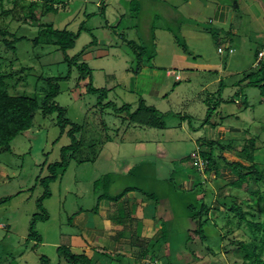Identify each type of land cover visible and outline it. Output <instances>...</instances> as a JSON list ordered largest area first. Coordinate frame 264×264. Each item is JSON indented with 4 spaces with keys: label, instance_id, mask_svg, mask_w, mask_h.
Returning <instances> with one entry per match:
<instances>
[{
    "label": "rangeland",
    "instance_id": "rangeland-1",
    "mask_svg": "<svg viewBox=\"0 0 264 264\" xmlns=\"http://www.w3.org/2000/svg\"><path fill=\"white\" fill-rule=\"evenodd\" d=\"M27 2L0 0V29L10 32L0 36V76L11 74L5 80L11 94L41 100L47 92L45 80L69 75L67 81L59 82L55 102L67 109L65 119L81 128L76 137L82 140L65 173L50 184V196L43 203H36L44 191L40 184L35 186L36 177L41 170L46 175L49 165L61 161V150L71 142L69 126L62 131L52 117L37 115L34 126L11 141L10 152L0 155V200L4 201L0 202V264H39L41 256L48 264L64 263L58 248H73L74 239L69 240L72 231L64 225L63 216L79 208L92 209L93 182L106 179L110 181L105 185L107 195L112 197L135 188L132 202L121 205L120 219L128 212L142 218L146 204L155 206L160 224L155 235H145L146 228L144 233L134 228V236L125 242L134 247L131 264H243L238 242L253 247L259 239H248L246 221L233 214L231 207L241 205L246 220L264 223V183L251 181L220 196L218 188L224 181L215 171L206 173L201 158L193 161L192 157L200 146L208 148V137L213 138L218 130V138L212 140L223 147L229 141L227 137L222 140L223 130L232 126L240 129L239 139L232 141L234 152L223 150L222 154L230 161L238 160L242 136H255L253 159L241 162L264 171V100L257 87L238 86L245 73L260 59L264 61V0H70L72 6L66 12L61 4L56 5L58 13L43 20L72 32L84 21L97 43L81 56L80 63L92 69L93 87L107 91L101 104L112 102L118 111L131 106L120 113L97 106V95L86 93L76 68L68 73L55 47H32L40 22L30 18L38 16L36 6H43L44 0L29 1L35 7ZM218 7L227 8L226 23L216 21ZM14 33L27 38L14 46L17 52L3 43ZM91 41L82 31L76 50ZM141 52L152 58L138 59L136 53ZM166 70V75L183 71L184 79L180 86L172 84L173 91L172 86L164 87L163 97L156 98L150 93ZM216 76L219 82H213ZM240 96L241 105L231 101L234 97L238 102L235 97ZM220 124L223 127L218 129ZM188 134L201 137L198 145L187 139ZM255 190L260 191L258 197L252 196ZM134 199H141L142 204L133 206ZM214 203L227 214H212ZM254 207L260 213L253 212ZM205 216L204 238L195 236L197 221ZM30 229L41 244L28 239ZM260 237L264 238V231ZM150 238L152 243L147 245ZM109 245L108 239L98 238L94 247L110 257ZM112 261L115 264L116 258Z\"/></svg>",
    "mask_w": 264,
    "mask_h": 264
},
{
    "label": "trees",
    "instance_id": "trees-1",
    "mask_svg": "<svg viewBox=\"0 0 264 264\" xmlns=\"http://www.w3.org/2000/svg\"><path fill=\"white\" fill-rule=\"evenodd\" d=\"M27 4L31 7H35L33 2H29ZM66 2V3H65ZM58 4H61L63 7V11H69V7L72 6L70 0H44L43 6L36 8L38 9V16L35 14L31 15V20L40 22V25L36 27L34 38L31 39L32 47H39L41 50L42 45H50L56 48L62 56V61L67 64L68 66V73L71 72L72 68H76L79 73L78 81L84 82V88L86 93L91 95H97V106L101 109H113L115 113H117V108L114 103L107 102L106 104H101L103 99L107 95V91L104 89H97L93 87L92 84V69L88 67V64L82 62L80 63L81 56L92 46L96 45V38L90 32V30L86 29L84 26V21L79 25V28L76 32H72L67 28H56L51 21L43 20L45 17H53L58 13ZM102 4V2L100 3ZM11 13V11H4V14L7 15ZM42 13V14H41ZM91 15H88L86 18L89 20ZM134 19V18H131ZM25 25V24H23ZM24 27V26H23ZM130 29V26L127 27ZM82 31H86L92 38L90 43H87L82 48L76 50L75 42L80 36ZM5 29H0V36L5 37V35L9 34ZM12 39L10 41L4 39L3 43L16 51L14 47L16 44L23 40H27L25 36L17 37V34H10ZM17 37V38H16ZM138 48V47H137ZM141 49V48H139ZM142 50V49H141ZM186 50V49H185ZM184 50V51H185ZM264 50V49H262ZM259 54V52H258ZM136 57L140 60L145 59L149 61L152 56L144 55L141 53H136ZM146 57V58H145ZM37 58V57H36ZM257 66H254L251 71L245 73L243 75L242 80L238 82V86L244 84L245 87H257L260 89V97L264 100V61L260 59ZM28 69V68H26ZM11 74L9 75H2L0 76V155L4 152H10V143L13 141L17 136L23 134L24 132L28 131L34 126V121L37 115H40L42 118L52 117V120H55L56 125L61 128L62 131L69 126V131L67 132L68 137L71 139L69 146H66L61 150V161L51 164L47 167V174L42 175V170L40 174L36 177V185H41L43 194L37 199V202H42L50 196V184L55 182L60 176H62L67 167L69 162L74 159L76 151L79 149V145L81 144L82 137L77 138L76 135L79 133L81 128L69 122V120L65 119V115L67 112L66 108L60 107L56 104L55 98L60 92L59 82L60 81H67L68 76L66 77H55L45 80L47 85V92L42 96L41 100H38L35 96H27V95H19V94H11L7 89L5 80L10 78ZM241 97V96H240ZM243 101V97H241ZM234 97L231 101L234 102ZM245 100V99H244ZM41 101V102H40ZM241 101L237 103V105H241ZM246 101V100H245ZM144 102H141L139 105L143 107ZM130 105L121 106L120 113L122 110L127 109L130 110ZM139 108H137L138 110ZM144 109H152V107H145ZM156 111V110H154ZM168 113V112H167ZM165 113V115L167 114ZM130 115V114H129ZM231 116V115H230ZM163 120L160 121L159 126L160 128L163 127ZM135 122V121H134ZM137 123V122H136ZM140 125V123H138ZM245 132V131H244ZM243 132V133H244ZM240 134V133H238ZM237 134V135H238ZM245 134V133H244ZM246 135V134H245ZM229 138V137H228ZM227 138V139H228ZM239 139L238 136L229 138V141L224 144L223 147L220 148L218 142L216 140H210V142L206 145L205 150H203L200 146V152L195 153L193 155V161L197 158H201L205 162V172L210 173L211 171H215L214 175H217L219 179L224 181V185L222 187L217 188L219 189L220 196L226 197L230 193V189L233 187L241 188L243 185L248 186L249 183L252 181L254 183H264V171L258 168L256 164H251L250 166H244L241 160L251 161L253 159V152L257 147V138L254 137H244L242 136L241 143L242 148L239 153H237V159L235 161H230L226 158L222 153L223 150H227L229 152L233 151V140ZM241 139V138H240ZM244 139V140H243ZM262 141V140H261ZM218 146L220 150L214 152V149ZM74 155V156H73ZM197 157L195 158L194 156ZM240 159V160H239ZM197 170V167H193ZM199 171V170H197ZM200 172V171H199ZM214 180L216 178H213ZM216 182V181H215ZM110 181L106 179L104 180H97L93 182V190L95 195V202L92 208V211L97 212L98 203L100 200L105 198H110L111 201L117 203L123 196H125L128 192H132L135 188H126L122 194L118 196H108L107 195V186L109 185ZM34 186V187H35ZM34 189V188H33ZM103 191V192H101ZM100 192V193H99ZM260 191L255 190L252 192V196L258 197ZM264 194V192H262ZM9 200V198L7 199ZM0 202H4L0 200ZM206 206H204L205 208ZM206 209V208H205ZM210 209V208H208ZM206 209V210H208ZM212 209L214 213L218 214L217 211L223 212L218 204H213ZM232 213L238 214L240 219H244L246 221L247 227L249 228V238L248 239H259L258 244L253 245V247H249L245 242H238L242 249L244 263L243 264H264V259L261 258L262 252H264V238L260 237V233L264 231V223L262 222H253L248 221L244 217V214H247L243 211L241 205L233 204ZM209 211V210H208ZM259 212V209L254 207L253 212ZM223 212L222 214H225ZM227 214V213H226ZM229 214V213H228ZM38 215H34L33 218L37 219ZM43 219V218H42ZM198 224H196L197 228L194 231L195 236H199L202 234L203 224L208 222L207 217H201L198 219ZM206 226V225H205ZM31 230V231H30ZM29 230V238L33 239L37 243L41 244V239L34 235L32 237V229ZM202 238L203 235H201ZM160 240V239H159ZM155 241L156 244H159L160 241ZM234 243L235 240H233ZM154 247H156L154 245ZM58 252L60 258L63 259L64 263L61 264H93L92 255L96 253L94 249H86V248H68V247H60L58 248ZM106 255V254H105ZM147 255V254H146ZM151 257V256H150ZM152 260H155V256L151 257ZM113 262V261H112ZM50 261L45 257L41 256L39 258V264H48ZM112 264V263H111ZM145 264H152L145 262ZM170 264V263H169Z\"/></svg>",
    "mask_w": 264,
    "mask_h": 264
},
{
    "label": "crops",
    "instance_id": "crops-1",
    "mask_svg": "<svg viewBox=\"0 0 264 264\" xmlns=\"http://www.w3.org/2000/svg\"><path fill=\"white\" fill-rule=\"evenodd\" d=\"M228 16H229V12L227 11L226 7L217 8L216 14H215V18L217 22L221 24L226 23V21L228 20ZM167 71L168 70L165 71V75L162 81H158L159 82L158 84H154L153 91L150 93L152 96L156 98L159 96L163 97L162 92L163 91L165 92V90H162V89L164 87L167 86L170 89L171 88L170 86H172L170 90L173 91L175 85H179V86L181 85V81H183L184 79L183 76L185 75L184 74L185 72L177 71L176 73H173L172 71H169V72H172L173 74L170 73L166 75V73H168ZM172 77H173V80L170 83L171 81L170 78ZM214 78L215 79L213 80V82H219L218 76ZM172 84H175V85L173 86ZM204 88L205 87H201V89H204ZM235 98H238L239 101L242 100L241 97H235ZM238 102L234 101L236 105ZM237 108H235L234 110L237 111ZM163 112L165 111H162V113ZM221 126L222 125L220 124L218 129L223 127ZM207 132H208V135H210L209 133L210 130H208ZM238 133H240V129L236 127H232V126H227L223 130L222 136L224 137L222 140H225L226 137L227 138L236 137ZM219 134L220 133L218 130L217 132H215V135L213 138H218ZM188 135L189 136H187V139L189 138L190 142H192L194 145H198V141L201 137L196 136V138L194 139V137H191L190 134ZM208 138H210L211 140L213 139L212 137H208ZM159 139L163 140L164 138L163 136H160ZM193 148H196V146ZM197 151L200 152L199 149ZM189 177L192 178L193 176H189ZM184 185L186 186V184ZM180 189L185 190L183 189L182 186H180ZM133 197L134 195L131 192H128L117 203H114L108 197V198H105L99 201L97 212H94L92 211V209H88V208H84V209L79 208L75 214H67L65 217L63 216L64 221H65L64 225H68L69 230L72 231L70 233L71 237L69 238V240L74 239L73 248H86V249L92 248L94 250L100 249L98 250V253H93L92 255L93 264H111L112 257L116 258L115 264H131V260L133 259V256L131 255L130 252H132V249H134V247L131 249L130 244L126 245L125 242L129 240V238L134 236V228L136 230L139 229L140 231L142 229L143 233H144V228H146L147 231L144 234L147 236H154L155 235L154 232L156 233V230H157L155 228H158V226L160 225L156 219L157 213L155 210V206L151 203H148L146 204V206H144V212L141 216L142 218H138L135 216V214L128 212V214H125L126 217H124L123 219H120L118 212L121 208V205L122 204L128 205L130 202H132L130 198H133ZM133 201H134L133 206H138L139 204H142L141 199H137V200L134 199ZM125 208L127 207L125 206ZM72 229L76 230V233H74ZM75 238L77 239L76 241H75ZM98 238H105L109 240V243H110L109 248L111 250L110 253L113 254V256L108 257L107 256L108 253H106L105 255V253L101 251V248L94 247L95 242L98 240ZM151 243H152V240L150 238V240L147 242V245ZM133 246H135L136 248L137 244ZM145 252H147V250H145ZM120 258L124 260V263L121 262ZM134 263H136L135 260H134Z\"/></svg>",
    "mask_w": 264,
    "mask_h": 264
},
{
    "label": "built area",
    "instance_id": "built-area-1",
    "mask_svg": "<svg viewBox=\"0 0 264 264\" xmlns=\"http://www.w3.org/2000/svg\"><path fill=\"white\" fill-rule=\"evenodd\" d=\"M260 55H262V54H260Z\"/></svg>",
    "mask_w": 264,
    "mask_h": 264
},
{
    "label": "clouds",
    "instance_id": "clouds-1",
    "mask_svg": "<svg viewBox=\"0 0 264 264\" xmlns=\"http://www.w3.org/2000/svg\"><path fill=\"white\" fill-rule=\"evenodd\" d=\"M259 58V57H258Z\"/></svg>",
    "mask_w": 264,
    "mask_h": 264
}]
</instances>
